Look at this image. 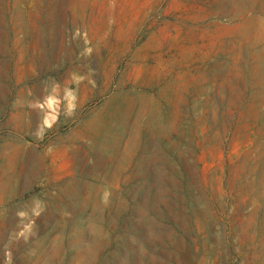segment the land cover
<instances>
[{
  "label": "rangeland",
  "instance_id": "rangeland-1",
  "mask_svg": "<svg viewBox=\"0 0 264 264\" xmlns=\"http://www.w3.org/2000/svg\"><path fill=\"white\" fill-rule=\"evenodd\" d=\"M1 264H264V0H0Z\"/></svg>",
  "mask_w": 264,
  "mask_h": 264
},
{
  "label": "crops",
  "instance_id": "crops-1",
  "mask_svg": "<svg viewBox=\"0 0 264 264\" xmlns=\"http://www.w3.org/2000/svg\"><path fill=\"white\" fill-rule=\"evenodd\" d=\"M0 264H1V256H0Z\"/></svg>",
  "mask_w": 264,
  "mask_h": 264
}]
</instances>
